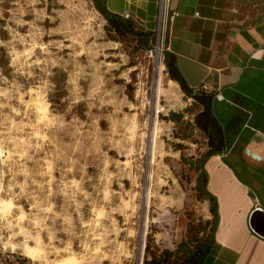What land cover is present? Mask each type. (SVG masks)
Returning <instances> with one entry per match:
<instances>
[{
    "label": "rangeland",
    "instance_id": "374dc122",
    "mask_svg": "<svg viewBox=\"0 0 264 264\" xmlns=\"http://www.w3.org/2000/svg\"><path fill=\"white\" fill-rule=\"evenodd\" d=\"M108 28L93 0H0V264H190L211 243L205 142L159 32Z\"/></svg>",
    "mask_w": 264,
    "mask_h": 264
},
{
    "label": "crops",
    "instance_id": "0c3cea01",
    "mask_svg": "<svg viewBox=\"0 0 264 264\" xmlns=\"http://www.w3.org/2000/svg\"><path fill=\"white\" fill-rule=\"evenodd\" d=\"M104 2L116 16L130 13L144 33L158 31L162 20L163 64L165 53L175 55L189 87L198 92L205 85L215 97L213 114L228 145L202 167L217 203L202 264H264V238L250 225L253 212L264 210V0ZM201 110L193 108L190 122L207 152L208 139L194 122Z\"/></svg>",
    "mask_w": 264,
    "mask_h": 264
},
{
    "label": "trees",
    "instance_id": "16d2710c",
    "mask_svg": "<svg viewBox=\"0 0 264 264\" xmlns=\"http://www.w3.org/2000/svg\"><path fill=\"white\" fill-rule=\"evenodd\" d=\"M96 10L104 17V19L108 22L109 31L116 33L120 37L138 36L140 41L144 43L146 46L151 47L152 34L149 33H138L134 27V24L130 20L123 19L121 16H116L112 14L106 6L104 0H93ZM165 65L167 74L171 81L177 83L183 93L192 98L195 102L193 108L202 107V110L195 115L194 122L197 129H199L208 139V151L205 153L204 158L202 160V164H204L206 158L221 154L225 151L228 142L225 139V131L218 120L215 118L213 114V102L214 95L208 94L205 91L199 90L195 92L192 88L187 84L184 76L181 74L178 66L175 55L170 53H165ZM206 174L203 171V168L200 169V176L198 178V192L200 194L201 199L209 200L210 202V211L214 218L217 217L216 211V200L214 197L210 196V194L206 190ZM213 235V231L211 232V237ZM210 245L207 244L201 248L200 257L197 255L191 257L192 262L190 264H202L203 259L208 253ZM173 254L169 251H165L160 258L154 257L150 261H146L145 264H177L172 261Z\"/></svg>",
    "mask_w": 264,
    "mask_h": 264
},
{
    "label": "bare ground",
    "instance_id": "6f19581e",
    "mask_svg": "<svg viewBox=\"0 0 264 264\" xmlns=\"http://www.w3.org/2000/svg\"><path fill=\"white\" fill-rule=\"evenodd\" d=\"M158 69L159 71H163L165 70V66L162 64V62L159 64L158 66ZM170 84L171 85H174L175 87H179L178 84H176L175 82L169 80ZM158 89L156 90V93L158 94L157 97H158V100H157V104H156V107H157V113L161 110V107H160V100H159V97L163 96V95H168V93L165 91L162 90V87H161V79L158 81ZM163 94V95H162ZM169 96V95H168ZM156 97V98H157ZM167 97V96H166ZM154 134H153V137H152V152L154 151L155 152V147H156V141H157V137H158V133H159V128L157 126V123L154 124ZM150 139V138H149ZM144 249V246L142 248V251ZM58 264H77V261L75 259H69V260H65V261H61L60 263Z\"/></svg>",
    "mask_w": 264,
    "mask_h": 264
},
{
    "label": "water",
    "instance_id": "95a60500",
    "mask_svg": "<svg viewBox=\"0 0 264 264\" xmlns=\"http://www.w3.org/2000/svg\"><path fill=\"white\" fill-rule=\"evenodd\" d=\"M253 231L264 238V210H255L250 219Z\"/></svg>",
    "mask_w": 264,
    "mask_h": 264
},
{
    "label": "built area",
    "instance_id": "2783aa9c",
    "mask_svg": "<svg viewBox=\"0 0 264 264\" xmlns=\"http://www.w3.org/2000/svg\"><path fill=\"white\" fill-rule=\"evenodd\" d=\"M161 1V5H164V3L165 2H168L169 0H160ZM123 19H126V20H132L133 18H132V15L130 14V13H128V12H126L125 14H123V16H121ZM141 26L142 25H144V23H141L140 24ZM162 28V20H161V22H160V25H159V28H158V32H159V35H160V45H159V47H158V50H160V52H161V54H162V56H163V53H164V45H163V39H162V35H161V29ZM162 59H163V57H162ZM200 90H202V91H207L208 90V88H207V86H203Z\"/></svg>",
    "mask_w": 264,
    "mask_h": 264
}]
</instances>
